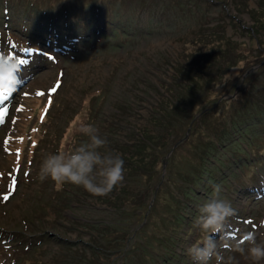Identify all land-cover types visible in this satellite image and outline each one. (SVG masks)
Wrapping results in <instances>:
<instances>
[{
	"label": "rangeland",
	"instance_id": "obj_1",
	"mask_svg": "<svg viewBox=\"0 0 264 264\" xmlns=\"http://www.w3.org/2000/svg\"><path fill=\"white\" fill-rule=\"evenodd\" d=\"M117 13L128 33H113ZM260 20L264 0H0V48L23 61L18 90L0 93V236L14 253L0 264H194L189 247L209 236L231 245L225 261L264 264L247 244L235 250L249 231L264 243ZM195 76L206 102L159 126L165 102ZM85 124L107 140L101 153L124 159L117 187L127 191L114 202L38 179L45 155L88 139ZM147 134L159 140L144 151ZM213 184L236 209L220 234L194 225ZM31 235L43 241L23 245Z\"/></svg>",
	"mask_w": 264,
	"mask_h": 264
},
{
	"label": "clouds",
	"instance_id": "obj_2",
	"mask_svg": "<svg viewBox=\"0 0 264 264\" xmlns=\"http://www.w3.org/2000/svg\"><path fill=\"white\" fill-rule=\"evenodd\" d=\"M21 65L18 59L10 56L0 48V93L11 95L21 85ZM79 132L87 136L71 151H59L44 156L38 171V179L43 182L51 180L56 185L71 184L81 187L94 196H105L110 193L124 178V159L119 153H101L107 140L98 134V130L91 124L82 125ZM214 195L198 208L195 218L196 228L212 234H220L229 218L236 215V209L231 202L220 196L221 188L213 184ZM254 261L264 260V243H257L256 233L245 232L235 250L245 253ZM221 249L231 250V245H218L216 240L209 236L202 245L189 247L188 254L194 264H234V257L225 256Z\"/></svg>",
	"mask_w": 264,
	"mask_h": 264
},
{
	"label": "trees",
	"instance_id": "obj_3",
	"mask_svg": "<svg viewBox=\"0 0 264 264\" xmlns=\"http://www.w3.org/2000/svg\"><path fill=\"white\" fill-rule=\"evenodd\" d=\"M242 11H243V13H247L248 15L251 14L249 12L248 8H246V7L244 9H242ZM36 16L37 15H35V22L40 21V23L44 24V22L47 20V19H45V20L40 19V17H38V16L36 17ZM116 16H117L116 17L117 21L114 20L113 23H110L112 25L113 33L114 34L119 33V31L121 33H123V32L128 33V29L126 27L129 26L130 22L128 24H126V21L128 20L129 17H126L127 18L126 19L123 17L125 15H122L121 13H117ZM46 23H48V20L46 21ZM124 24H126V26ZM64 25H65V23L59 22V20L55 23V26H57V28H55V30L57 32H61V36H63L65 34ZM256 25H259L258 28H260V30H264V20L263 21L260 20V22H258ZM118 28H120V29L118 30ZM252 33L253 32H251V36L254 37V35H253L254 33L253 34ZM263 46H264V43L263 44L259 43L257 45L258 53L262 52ZM198 78H199L198 76H195L193 78L186 77L187 80L182 79V80H184L185 83L184 84L180 83V87H179L177 93L174 94V97H169V99L165 102V106L162 107V110L160 111V114H162L163 123L161 125L159 124V126H161L163 128L165 124L169 125L172 121H174L173 118L178 116V115L180 116V119L178 121H186L188 118L191 117V115H194L195 110L200 105H202L206 102V97L202 98L201 95L199 98H202V99L200 101L198 100V96H199L198 94L201 93L200 90L203 88V86L202 87L198 86L197 81H195ZM205 84H207V83L204 82V85ZM165 128H166V125H165ZM171 135H173V133L168 134L167 138ZM147 137H148L147 141L142 139V143L144 144V151H145V148L151 150L152 147L154 146V142L159 140V138L157 136L148 135ZM167 138H163L161 140L163 147L167 143ZM155 157L156 156H154V158H153L154 161H156ZM147 171H142V175L144 173L147 174ZM126 191L127 190L125 188L121 189V187L116 186V188L111 191V192L115 193L114 195L111 194V192H110V193H108V195L97 196V198L101 201H111L112 200L114 202L115 200H118L120 198L121 194L125 195ZM68 193L70 194L72 192L68 191ZM55 210L60 212L59 207H57ZM36 215L39 217V222H41V223H45L46 221L50 222V219L45 217L44 212H40L39 214L37 213ZM2 232H5V231H2ZM13 235H22V234L13 232ZM24 237H26V238H24L23 242H21V243L24 245V243L26 244L27 242L31 241V244L33 243L32 246L39 245L43 241V238H44V236H35V235L24 236ZM12 248H13V240H7L6 238L0 236V255L7 256L8 254H11V255L14 254V253H10ZM24 248H27V246L25 245ZM22 259H23V262H25L24 261L25 257H22ZM29 264H30V262H29Z\"/></svg>",
	"mask_w": 264,
	"mask_h": 264
},
{
	"label": "snow or ice",
	"instance_id": "obj_4",
	"mask_svg": "<svg viewBox=\"0 0 264 264\" xmlns=\"http://www.w3.org/2000/svg\"><path fill=\"white\" fill-rule=\"evenodd\" d=\"M19 63H23V61H19ZM4 113L0 112V116H2ZM0 123H3V120H0ZM3 199H8L7 196H4Z\"/></svg>",
	"mask_w": 264,
	"mask_h": 264
}]
</instances>
